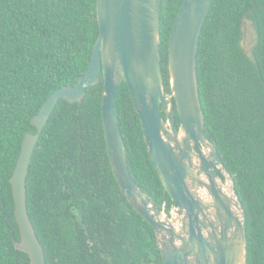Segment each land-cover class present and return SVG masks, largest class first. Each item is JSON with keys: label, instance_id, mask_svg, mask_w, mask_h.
<instances>
[{"label": "trees", "instance_id": "16d2710c", "mask_svg": "<svg viewBox=\"0 0 264 264\" xmlns=\"http://www.w3.org/2000/svg\"><path fill=\"white\" fill-rule=\"evenodd\" d=\"M183 1L161 0L165 93L168 42ZM246 19L256 34L251 57L241 45ZM98 35L96 0H0V264H31L14 246L20 232L10 184L23 138L36 132L31 119L51 92L73 85L87 70ZM196 74L204 133L244 212L247 264H264V0L212 1L197 44ZM102 97L100 75L81 102L61 98L34 146L26 204L45 262L163 264L153 227L114 177ZM114 108L133 180L170 215L171 198L149 157L125 82Z\"/></svg>", "mask_w": 264, "mask_h": 264}, {"label": "water", "instance_id": "95a60500", "mask_svg": "<svg viewBox=\"0 0 264 264\" xmlns=\"http://www.w3.org/2000/svg\"><path fill=\"white\" fill-rule=\"evenodd\" d=\"M212 1H183L168 42L170 91L165 93L159 53L161 0H96L99 35L89 66L73 85L51 92L32 117L36 132L24 136L10 177L20 232L14 246L28 254L31 264H46L26 204L34 146L57 102H81L85 89L97 84L100 75L110 165L128 202L153 227L163 264H247L244 212L232 177L204 133L198 91L197 44ZM123 82L139 115L149 157L171 198L170 215L155 206L128 169L114 108ZM221 175L230 182L231 194L225 192Z\"/></svg>", "mask_w": 264, "mask_h": 264}, {"label": "rangeland", "instance_id": "374dc122", "mask_svg": "<svg viewBox=\"0 0 264 264\" xmlns=\"http://www.w3.org/2000/svg\"><path fill=\"white\" fill-rule=\"evenodd\" d=\"M242 40H241V45L242 48L245 52V54L249 57L252 55V49L256 41V34L253 28V25L251 21L249 20H244L243 26H242ZM223 182L226 181L225 178L222 179Z\"/></svg>", "mask_w": 264, "mask_h": 264}, {"label": "bare ground", "instance_id": "6f19581e", "mask_svg": "<svg viewBox=\"0 0 264 264\" xmlns=\"http://www.w3.org/2000/svg\"><path fill=\"white\" fill-rule=\"evenodd\" d=\"M224 190H225V192H227L228 194H231L232 193V191H231V189H230V182H225V184H224Z\"/></svg>", "mask_w": 264, "mask_h": 264}]
</instances>
